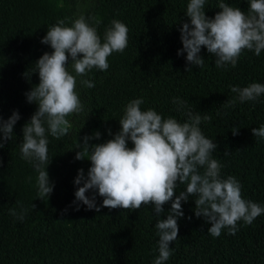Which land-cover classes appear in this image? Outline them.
<instances>
[{
    "label": "trees",
    "instance_id": "obj_1",
    "mask_svg": "<svg viewBox=\"0 0 264 264\" xmlns=\"http://www.w3.org/2000/svg\"><path fill=\"white\" fill-rule=\"evenodd\" d=\"M188 2L89 0L80 6L79 0H0V116L7 120L13 111L20 114L13 140L0 148V264H153L159 255V237L157 217L150 205L134 211L102 207L97 213L80 202L79 208L73 203L78 187L74 179L81 168L87 175L91 162L75 160L77 149L71 148L96 131L100 138L89 143L111 139L108 130L113 136L119 131L118 120L125 106L136 98H143L142 110L154 109L181 123L186 117L177 111L174 99L185 101L194 113L211 117V122L202 121L200 128L218 145L212 155L224 165L221 176L236 177L242 197L264 206V139L254 137L251 131L264 125V94L255 104L246 101L224 106L236 96L231 86L264 84V51L256 56L246 50L236 67L220 69L202 47L204 67L186 70V53L177 55V51L183 47L179 27L188 19ZM225 2L244 11L248 8L247 0ZM218 3L206 0V16L214 17ZM60 4L63 7H58ZM81 12L101 18L98 34L102 41L111 21L123 22L128 28V45L123 53L108 58L106 72L93 69L89 73L94 88L78 85L86 111L92 110L88 116L69 117L70 134L61 140L49 136L51 160L46 171L54 190L48 200H41L36 198L38 174L20 152L23 126L37 109L35 103L27 102L25 93L39 83L35 62L53 51L41 43L48 27ZM235 126L238 135L232 133ZM184 188L179 185L177 194ZM86 195L91 196L92 190ZM102 199L97 195L96 203L102 204ZM19 205L28 209L23 222L9 215L11 208L19 211ZM170 206L164 205L161 219L167 218ZM194 207V198L182 202L184 216L178 219V239L170 242L173 254L165 264H264V214L251 225L239 222L235 235L224 229L214 238L207 231L210 223L197 218Z\"/></svg>",
    "mask_w": 264,
    "mask_h": 264
},
{
    "label": "clouds",
    "instance_id": "obj_2",
    "mask_svg": "<svg viewBox=\"0 0 264 264\" xmlns=\"http://www.w3.org/2000/svg\"><path fill=\"white\" fill-rule=\"evenodd\" d=\"M205 3L206 0H189L185 12L188 19L179 27L183 47L177 55L186 53V70L191 66L204 67L202 47L215 58L214 64L220 69L236 67L246 50L260 56L264 51V0H247L246 11L219 0V11L211 18L206 16ZM69 20L70 23L66 22ZM101 22V18L81 12L74 19H58L41 40L53 51L45 52L35 62L39 83L25 95L27 102L35 103L37 109L24 124L20 143L21 158L38 174L36 198L41 200H48L54 190L46 171L51 160L49 136L61 140L70 134L69 117L88 116L92 110L86 111L78 85L94 88L89 73L93 69L106 72L110 66L108 58L113 53H123L128 45V28L123 22L111 21L103 41L98 34ZM230 91L236 96L224 103L226 108L235 107L237 102L255 104L264 94V84L231 86ZM143 103V98L127 103L118 120L119 131L113 136L108 130L111 139L89 143L100 138L101 133L96 131L71 148L77 149L75 160L91 162L87 175L81 168L74 179L78 187L73 203L80 202L97 213L102 207L134 211L150 205L157 217L155 229L159 237V255L153 264H165L173 254L169 245L178 239V219L184 216L182 202L190 198H194L195 216L210 223L207 231L214 238L224 229L228 235H235L240 230L239 222L251 225L264 214V206L242 197V185L236 177L221 176L224 165L212 155L218 145L206 138L200 128L202 121L210 123L211 117L194 113L185 101L174 99L173 103L179 105L177 111L186 117L181 123L173 117H162L154 109L142 110ZM19 119L18 111H13L7 120L0 116V148L13 140L14 125ZM251 131L254 137L264 139V125ZM232 133L238 135L239 127H233ZM31 179L28 178L29 182ZM179 185L185 188L177 194ZM89 190L91 196L86 195ZM97 195L103 198L102 204L96 203ZM169 203L167 218L161 219L164 205ZM27 212L19 205V211L11 208L9 215L23 222Z\"/></svg>",
    "mask_w": 264,
    "mask_h": 264
},
{
    "label": "rangeland",
    "instance_id": "obj_3",
    "mask_svg": "<svg viewBox=\"0 0 264 264\" xmlns=\"http://www.w3.org/2000/svg\"><path fill=\"white\" fill-rule=\"evenodd\" d=\"M80 1V6L82 5V4H85L86 2H89V0H79Z\"/></svg>",
    "mask_w": 264,
    "mask_h": 264
}]
</instances>
